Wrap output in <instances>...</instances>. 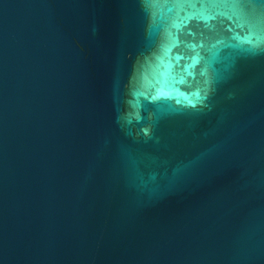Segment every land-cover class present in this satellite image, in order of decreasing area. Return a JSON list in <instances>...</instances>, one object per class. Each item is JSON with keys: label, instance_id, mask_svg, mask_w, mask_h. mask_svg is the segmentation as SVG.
Segmentation results:
<instances>
[{"label": "water", "instance_id": "95a60500", "mask_svg": "<svg viewBox=\"0 0 264 264\" xmlns=\"http://www.w3.org/2000/svg\"><path fill=\"white\" fill-rule=\"evenodd\" d=\"M0 264H264V0H0Z\"/></svg>", "mask_w": 264, "mask_h": 264}]
</instances>
